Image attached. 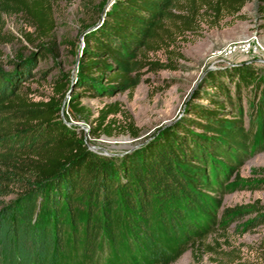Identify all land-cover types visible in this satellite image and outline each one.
Returning a JSON list of instances; mask_svg holds the SVG:
<instances>
[{"label":"trees","instance_id":"obj_1","mask_svg":"<svg viewBox=\"0 0 264 264\" xmlns=\"http://www.w3.org/2000/svg\"><path fill=\"white\" fill-rule=\"evenodd\" d=\"M59 1L65 0H0V45L16 40L2 32V17L15 16L33 30L22 38L34 47L9 70L0 64V264H64L70 251L97 261L121 245L154 253L163 250L158 229L197 250L229 218L215 214L229 179L258 140L264 151V71L223 63L200 78L179 119L120 155L95 154L62 113L71 80L55 83L48 102L30 97L37 59L47 55L35 43L55 29L51 4ZM88 1L104 15L81 41L77 91L65 105L70 114L87 113L83 97L134 89L144 70H175L170 59L145 57L168 46L169 25L175 35L193 31L201 11L216 20L244 19L239 12L249 0ZM256 2L264 27V0ZM118 114L123 126L108 119ZM94 123L92 138L140 134L118 103L104 105ZM197 214L202 223L192 220ZM258 218L264 223V214Z\"/></svg>","mask_w":264,"mask_h":264},{"label":"rangeland","instance_id":"obj_2","mask_svg":"<svg viewBox=\"0 0 264 264\" xmlns=\"http://www.w3.org/2000/svg\"><path fill=\"white\" fill-rule=\"evenodd\" d=\"M51 16L55 29L51 35L35 44L46 48L45 58L37 59V76L30 83V95L34 101L48 102L53 96L55 83L71 80L65 95L62 113L66 115L68 125L84 131L85 141L91 151L103 156H117L138 146L156 129L171 124L183 114V105L199 80L209 70L220 66L221 62L211 59L217 50L231 42H240L256 37L264 48L263 20L257 12L256 0H249L239 12L244 19L224 16L218 20L209 14L200 12L196 28L193 31L175 35V28L169 25L172 40L168 46L157 51L145 52L148 60L166 62L172 60L175 70L142 72L140 83L132 90L118 92L110 97H83L80 104L87 113H66L65 105L73 90V82L78 74V60L84 36L95 30L103 15L98 2L88 0H65L51 4ZM3 33L16 38L12 43L0 45V64L5 70L17 56H29L34 47L22 38L25 32H32L24 21L15 16H3ZM20 40V42L18 41ZM37 52V50H35ZM39 55V53H36ZM251 62L261 72L264 71V52ZM245 62L236 58L230 63ZM106 84V83H105ZM118 103L122 111L131 118L134 126L140 130L139 137L132 139L115 131L112 137L99 133L92 138L89 132L94 129L99 110L106 104ZM246 106V104H245ZM120 126L126 118L120 114L110 115ZM244 123L248 121L244 116ZM258 135V132L256 133ZM262 140H258L251 149L248 160L237 174L229 179L221 206L215 209L217 218L226 211L228 217L216 231L206 236L203 246L197 250L186 242L167 236L158 229L161 251L154 253H130L121 245L117 253L101 260L88 258L69 252L64 264H264V151ZM16 192V189H13ZM10 197L3 199L5 202ZM192 220L202 223L203 217L191 215ZM182 252L178 253V248Z\"/></svg>","mask_w":264,"mask_h":264},{"label":"built area","instance_id":"obj_3","mask_svg":"<svg viewBox=\"0 0 264 264\" xmlns=\"http://www.w3.org/2000/svg\"><path fill=\"white\" fill-rule=\"evenodd\" d=\"M263 52L264 48H262L256 37L253 36L240 42L228 43L217 50L211 59L227 64L236 58H240V60L245 61V63H251L258 61V59L254 60V58L263 54Z\"/></svg>","mask_w":264,"mask_h":264},{"label":"water","instance_id":"obj_4","mask_svg":"<svg viewBox=\"0 0 264 264\" xmlns=\"http://www.w3.org/2000/svg\"><path fill=\"white\" fill-rule=\"evenodd\" d=\"M89 150H91V149H89Z\"/></svg>","mask_w":264,"mask_h":264}]
</instances>
